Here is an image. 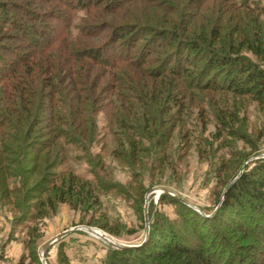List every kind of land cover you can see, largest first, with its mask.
Masks as SVG:
<instances>
[{
    "label": "trees",
    "instance_id": "1",
    "mask_svg": "<svg viewBox=\"0 0 264 264\" xmlns=\"http://www.w3.org/2000/svg\"><path fill=\"white\" fill-rule=\"evenodd\" d=\"M174 1L184 3L0 0V196L15 191L9 182L20 176L21 202L47 196L33 207L40 217L55 202L97 205L103 187L67 167L72 151L90 165L101 155L90 151L94 143L105 149L109 138L121 148L126 141V150H111L116 156L139 162L153 151L165 161L170 134L195 108L199 113L201 93L224 91L264 104V68L240 55L246 47L261 57V45L221 38L218 17L208 30L192 29L205 0H185L179 10ZM34 3L48 12L39 14ZM98 113L110 121L100 139ZM220 126L227 130L222 119ZM49 166L65 167L48 173ZM221 198L211 217L191 212L192 219L182 220L192 230L158 221L143 245L113 248L106 264H264V158L247 165ZM198 219L218 222L219 229L204 232Z\"/></svg>",
    "mask_w": 264,
    "mask_h": 264
},
{
    "label": "rangeland",
    "instance_id": "2",
    "mask_svg": "<svg viewBox=\"0 0 264 264\" xmlns=\"http://www.w3.org/2000/svg\"><path fill=\"white\" fill-rule=\"evenodd\" d=\"M205 2L203 15L191 19L192 29L203 26L208 30L214 27V19L218 17L223 24L221 38L233 37L237 45L240 41L261 45V57L246 47L240 55L264 68V0ZM174 3L178 10L186 6L185 0L183 5ZM34 5L38 12H48V8H41L38 3ZM219 6L220 14L210 12ZM74 14L79 19L84 11L78 10ZM187 20L189 18L185 17L184 21ZM201 94L199 113L195 108L170 134L165 161L159 160L153 151L145 154L139 162L125 159L121 154L116 156L111 150H126V141L125 148H121L118 143L109 142V138L105 149L102 141L94 143L90 151L101 155L90 165L85 159H75L71 152L67 167L97 190L103 187L99 190L102 192H96L97 205L91 203L87 208V203L74 206L68 202H55V210L44 209L46 215L40 217L36 214L40 213L39 210L33 207L45 201L47 196L21 202L25 190H20V196L17 195L20 176H13V181L9 179V186L15 191L0 196V264H44L41 260L44 247L61 233L76 227L48 246L43 253L45 263L106 264L110 251L118 247L106 242L103 232L110 236L109 242L138 245L145 239L147 230L149 237L161 222L172 229L189 231L192 229L184 227L182 220L186 217L192 219L191 212L205 218L214 215L225 186L233 182L247 165L264 158L260 157L264 154V104L224 91ZM221 119L227 130L219 132L216 128L221 127ZM96 120L99 138L106 133L104 127L110 121L105 113H98ZM64 167L49 166L48 173H61ZM3 173L6 175L5 171ZM16 175L20 174L17 172ZM107 185L109 189L104 190ZM163 191L166 195H176V202L160 200L158 193ZM198 221L204 232L210 228L219 229L218 222L212 225L210 221ZM87 226L95 229L88 230ZM60 253H64L65 260L61 259Z\"/></svg>",
    "mask_w": 264,
    "mask_h": 264
},
{
    "label": "water",
    "instance_id": "3",
    "mask_svg": "<svg viewBox=\"0 0 264 264\" xmlns=\"http://www.w3.org/2000/svg\"><path fill=\"white\" fill-rule=\"evenodd\" d=\"M260 157H264V154H261L260 155ZM162 193H165V191H163V192H161V193H158L159 195L160 194H162ZM167 193V192H166ZM170 196H172V197H174V198H177L176 197V195H174V194H170V193H168ZM221 200H222V198H221ZM221 202V201H220ZM77 228V227H76ZM76 228H72V229H69V230H67V231H65V232H63V233H61L60 235H58L56 238H54L53 240H52V242H50V243H48L45 247H44V249H43V251H42V253H41V256H42V262L44 263V264H46L45 263V260H44V258H43V253L48 249V246L50 245V244H52L54 241H55V239H58L59 237H62V236H64V234H66V233H68L70 230H73V229H76ZM86 228H88V229H95L94 227H90V226H87ZM103 239L106 241V242H108V243H110V244H112L114 247H118V248H123V249H135V248H138V247H140L141 245H143L144 244V242L146 241V239H147V237H148V230H147V233H146V235H145V239L143 240V242L142 243H140V244H138V245H125V244H123V243H120V242H109L108 241V238H110V236L109 235H107L105 232H103ZM111 239V238H110Z\"/></svg>",
    "mask_w": 264,
    "mask_h": 264
},
{
    "label": "bare ground",
    "instance_id": "4",
    "mask_svg": "<svg viewBox=\"0 0 264 264\" xmlns=\"http://www.w3.org/2000/svg\"><path fill=\"white\" fill-rule=\"evenodd\" d=\"M88 230H94V229H88ZM110 240V238H108Z\"/></svg>",
    "mask_w": 264,
    "mask_h": 264
}]
</instances>
